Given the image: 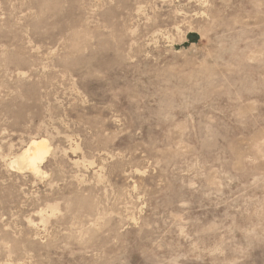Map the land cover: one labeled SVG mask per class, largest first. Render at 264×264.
Returning <instances> with one entry per match:
<instances>
[{"label":"rangeland","instance_id":"obj_1","mask_svg":"<svg viewBox=\"0 0 264 264\" xmlns=\"http://www.w3.org/2000/svg\"><path fill=\"white\" fill-rule=\"evenodd\" d=\"M0 264H264V0H0Z\"/></svg>","mask_w":264,"mask_h":264},{"label":"bare ground","instance_id":"obj_2","mask_svg":"<svg viewBox=\"0 0 264 264\" xmlns=\"http://www.w3.org/2000/svg\"><path fill=\"white\" fill-rule=\"evenodd\" d=\"M47 144L46 141L41 140H34L32 141L28 147L23 151V153L15 159V163H24L31 168H35L36 162L42 159L43 154L47 152Z\"/></svg>","mask_w":264,"mask_h":264}]
</instances>
